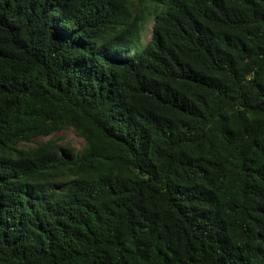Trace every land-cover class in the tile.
I'll return each instance as SVG.
<instances>
[{
  "label": "trees",
  "instance_id": "trees-1",
  "mask_svg": "<svg viewBox=\"0 0 264 264\" xmlns=\"http://www.w3.org/2000/svg\"><path fill=\"white\" fill-rule=\"evenodd\" d=\"M0 264H264V0H0Z\"/></svg>",
  "mask_w": 264,
  "mask_h": 264
},
{
  "label": "rangeland",
  "instance_id": "rangeland-1",
  "mask_svg": "<svg viewBox=\"0 0 264 264\" xmlns=\"http://www.w3.org/2000/svg\"><path fill=\"white\" fill-rule=\"evenodd\" d=\"M150 28H151V24L148 25L147 30H146L142 40L135 45V47L129 53L128 56L134 57L135 55H137L142 50V48L145 46L146 42L150 38V34H151ZM49 140H54L59 144H69L77 150H80L82 147V144H83L82 140L80 138H78L75 135V133L70 129L63 130V131H61V132H59V133H57V134H55L49 138H38L37 140H35V142L39 143V142H46Z\"/></svg>",
  "mask_w": 264,
  "mask_h": 264
}]
</instances>
